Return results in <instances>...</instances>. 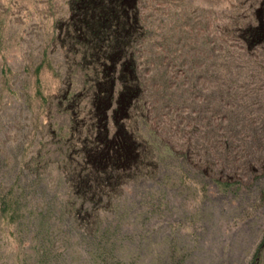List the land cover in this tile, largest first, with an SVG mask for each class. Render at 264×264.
Returning <instances> with one entry per match:
<instances>
[{"label":"rangeland","instance_id":"1","mask_svg":"<svg viewBox=\"0 0 264 264\" xmlns=\"http://www.w3.org/2000/svg\"><path fill=\"white\" fill-rule=\"evenodd\" d=\"M140 6V111L118 120L145 157L88 198L56 102L67 0H0V264H264V0Z\"/></svg>","mask_w":264,"mask_h":264},{"label":"trees","instance_id":"2","mask_svg":"<svg viewBox=\"0 0 264 264\" xmlns=\"http://www.w3.org/2000/svg\"><path fill=\"white\" fill-rule=\"evenodd\" d=\"M140 9V0H67V16L54 24L63 63L56 102L71 116L68 135L84 132L88 152L81 156L88 168L69 174L79 196H106L128 175L127 168L139 170L145 157L144 145L135 139V125L118 120L140 111L135 60L136 43L145 32ZM108 115L116 125L110 134L103 126Z\"/></svg>","mask_w":264,"mask_h":264}]
</instances>
